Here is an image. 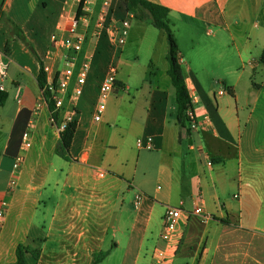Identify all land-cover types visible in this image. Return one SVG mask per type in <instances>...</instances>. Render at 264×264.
<instances>
[{
  "label": "crops",
  "instance_id": "crops-1",
  "mask_svg": "<svg viewBox=\"0 0 264 264\" xmlns=\"http://www.w3.org/2000/svg\"><path fill=\"white\" fill-rule=\"evenodd\" d=\"M149 1L170 9L181 63L184 57L188 63L183 73L200 100L195 106L201 123L197 129L188 122L179 124L177 102L171 106L176 90L168 73L166 37L162 44L147 42V33L138 32L142 27L135 25L144 21L126 13L122 0H92V12L80 21L86 43L77 62L87 51H94L90 74L82 96L75 102L66 98L55 116L39 83L40 61L51 67L53 76L63 69L62 41L69 35L81 0H5V14L22 29L36 53L0 21V91L8 95L0 106V134L5 139L0 152V204L22 150V136L30 132L32 138L18 188L8 199L0 264H15L20 244L35 247L37 243L41 249L37 264H92L95 254L106 251L109 255L100 264H151L154 250L142 258L141 242L147 237L154 249L163 244L166 208L172 202L182 207L187 203L190 207L184 211L191 212L200 200L212 219L189 218L184 213L177 229L179 245L168 264L178 256L184 264H216L227 242L225 230L245 228L244 211L252 220L253 233L246 239L256 255L254 262L264 264V65L260 62L264 0ZM103 15L107 21H130L125 45L118 50L110 43L106 66L96 60L101 39L94 35ZM55 35L57 42L52 44ZM132 37L137 40L130 42ZM245 57L254 62L247 89L240 90L238 82L231 85L229 80L246 72L238 69L239 59ZM111 63L118 67L119 87L108 99L102 120L96 122L100 86ZM215 76L223 79L226 94L203 86V81ZM75 86L73 79L70 90ZM208 102L217 109L210 122L205 121ZM72 110L77 132L71 159L65 160L56 153L61 140L58 126ZM148 137H153L155 149H139L137 141ZM99 171L103 177L97 175ZM155 182L163 184L165 191L160 193ZM229 188L240 194L226 198ZM139 192L145 197L136 208ZM157 207L164 212L155 239L152 226ZM120 235L129 241L125 252Z\"/></svg>",
  "mask_w": 264,
  "mask_h": 264
},
{
  "label": "built area",
  "instance_id": "built-area-1",
  "mask_svg": "<svg viewBox=\"0 0 264 264\" xmlns=\"http://www.w3.org/2000/svg\"><path fill=\"white\" fill-rule=\"evenodd\" d=\"M92 0H84L82 7V17H77L72 21L69 29V35L63 39L62 47L64 48L63 55V69L59 74L52 75L51 67L45 66V72L47 75V89L52 94V99L55 102V112L63 110L65 105V99L70 98L73 102L77 101L83 94V87L86 84L88 76L90 74L92 61L94 58V51H87L83 55V59L79 65H77L80 54H83L84 46L86 43V36L80 32V21L85 19L88 14L92 12L91 6ZM106 6L109 1L105 2ZM130 30L129 20H115L111 19L107 21L106 15L98 21L95 29V37L100 38L103 33H106L108 39L112 45L118 50L121 49L127 40V36ZM57 42V35L53 36L52 44ZM118 67L115 63H111L105 79L103 80L99 90V102L96 106L94 119L96 122L101 121L103 114L107 108V101L110 96L119 87L118 82ZM75 79L76 86L70 90V84ZM226 90L220 91L221 95L226 94ZM190 98L192 107L186 112L187 122L192 128H198L201 123L198 120V116L195 112V106L200 102L198 94L194 88L190 89ZM75 110L66 114L63 121L58 126V131L62 133L66 130L67 126L74 121ZM205 121L210 122L211 117L208 111L205 112ZM32 147V138L30 132H25L22 136V150L21 153L15 158L11 178L7 190L5 191V198L2 199L0 204V235L4 230L6 216L9 208V198L13 196L14 192L18 188L20 174L25 162V153H27ZM137 147L139 149H145L152 151L155 149L153 137L146 139H139L137 141ZM209 165L212 163L209 161ZM99 177H103L104 173L99 171L97 173ZM145 195L139 192L135 198V207L139 208L142 205ZM237 198V196H235ZM183 204L179 206H168L166 208L163 217V232L161 235L162 245L155 247L151 264H168L170 261V254H176L180 238H177V229L181 217L184 213L190 218L191 216L202 217L204 220H211L212 216L206 214L204 211L203 201L196 205L193 211L185 212L182 209Z\"/></svg>",
  "mask_w": 264,
  "mask_h": 264
},
{
  "label": "trees",
  "instance_id": "trees-1",
  "mask_svg": "<svg viewBox=\"0 0 264 264\" xmlns=\"http://www.w3.org/2000/svg\"><path fill=\"white\" fill-rule=\"evenodd\" d=\"M4 3L5 0H0V21L5 22L8 26L10 32L13 35L18 36L26 46L33 52L35 49L33 45L28 42L26 36L24 35L22 29L18 27L11 19L6 17L4 12ZM84 0H81V3L77 12V19H80L83 15L82 7ZM121 7L126 13L132 14L135 18L140 21L150 20L151 24L166 33L168 39V62L170 64L169 76L172 80V84L176 90V102L178 106V122L182 126H185L187 123L186 112L191 109V98H190V89L187 85L181 64V50L178 45V42L174 36L171 21L169 18L170 9L162 5L156 4L149 0H122ZM101 39V48L98 49L96 53V60L100 61L101 64L106 66L110 61V56L108 51H110V41L106 33H103L100 37ZM10 52V44L8 42L6 46V54ZM260 62L264 65V50L262 52ZM41 72L39 76V83L43 89L44 97L49 105L50 110L57 116L58 113L55 112V102L52 99L51 92L46 88L47 87V75L45 72V65L42 61ZM230 95L234 96L232 88L229 87ZM8 99V95L5 92L0 91V106H3ZM207 107L210 112V117L216 114L217 109L213 106L212 103L208 102ZM77 132V121L74 120L70 123L66 130L61 133V140L56 149V153L65 160H70V148L72 146L73 140ZM226 223V221H223ZM41 255L40 247H32L31 245L20 244L16 251L17 261L15 264H37ZM109 255V251L100 252L94 255L92 264L102 263L106 257Z\"/></svg>",
  "mask_w": 264,
  "mask_h": 264
},
{
  "label": "rangeland",
  "instance_id": "rangeland-1",
  "mask_svg": "<svg viewBox=\"0 0 264 264\" xmlns=\"http://www.w3.org/2000/svg\"><path fill=\"white\" fill-rule=\"evenodd\" d=\"M102 4H103V2H102ZM6 17H7V15H6ZM140 23L141 22H136L135 25L142 27V29L138 32L147 33V39H146L147 42L162 44L164 37H166V43L168 44L167 35L165 34V32L154 28L151 25V22L149 19L144 21L143 24H140ZM178 36H180V38H181V35H178ZM136 40H137L136 37H132L130 39V42H135ZM183 48H184V50H187L186 52H187L188 56H193V54L190 52L189 46L187 44H184ZM251 58H254V56H252ZM251 58L245 57L244 59H239V61H238L239 73H241L244 69L246 70V72L241 76L239 74V75H234L233 77H231V79H230L231 81L229 80V84L234 85L238 82V86H239L240 90L247 89V83L249 82L248 81V72L251 69V65L254 62L253 59H251ZM193 59H194V56H193ZM160 63H161V66H163L165 64V60L162 56H161ZM181 64H182V70L186 71L188 69V63H187V59H185V57L183 58V63H181ZM143 71H144V69H142V72ZM152 78H153V76H152ZM202 84L206 88H211L213 90H218V89L226 90V87L224 85L225 83H223V79H220L217 76L210 78L206 81H203ZM175 104H176V100L173 97L171 100V106L174 107ZM4 140H5L4 137L0 134V152L3 150ZM154 185L156 187L159 186L158 188H159L160 193L165 191V187L163 184L155 182ZM234 194L239 195L240 193L238 192V190L236 188H229L226 191V198H231V197H233ZM240 200H241V198H240ZM235 203H238V200H235ZM178 205H179L178 202L170 203V206H178ZM189 207L190 206L186 203V204H184V207H182V208H183V210H188ZM163 212H164V210L161 207H157L153 213L154 225L152 226V231L155 234V239H157V237L160 235V232H161V218H162ZM251 221L252 220L249 218L247 211H244L243 212V222H244L245 228H243V229L239 228L238 229L236 226H234V227H231V228H228L227 230H225L224 235L226 236L227 242H226L224 248L221 250V252L217 254L216 264H255L254 257L256 255L254 256L253 250L250 249L249 243L246 239L248 237V235H251L253 233V231H251V227H250V226H252L250 224ZM228 227H230V225H228ZM118 240H120L121 251L125 252L128 249V245H129V241H128L127 237L120 235V236H118ZM37 245H38V243H37ZM37 245H35V247H37ZM153 245H154V243H152L151 240H148L147 237L144 238L143 242H141V247H140L141 248L140 254L142 255V258L146 257L147 254L150 255L153 252V250H154ZM259 249H260V251H262V249H263L262 243H259ZM257 257H259V254ZM142 264H145V263H142ZM174 264H184L183 257L178 256L176 258Z\"/></svg>",
  "mask_w": 264,
  "mask_h": 264
}]
</instances>
